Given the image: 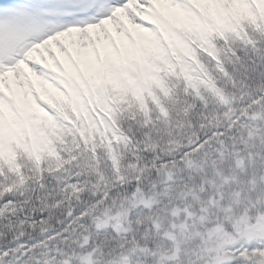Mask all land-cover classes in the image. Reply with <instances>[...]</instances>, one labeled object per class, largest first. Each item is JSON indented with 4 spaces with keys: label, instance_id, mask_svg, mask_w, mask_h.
<instances>
[{
    "label": "snow or ice",
    "instance_id": "snow-or-ice-1",
    "mask_svg": "<svg viewBox=\"0 0 264 264\" xmlns=\"http://www.w3.org/2000/svg\"><path fill=\"white\" fill-rule=\"evenodd\" d=\"M0 264H264V0H0Z\"/></svg>",
    "mask_w": 264,
    "mask_h": 264
}]
</instances>
